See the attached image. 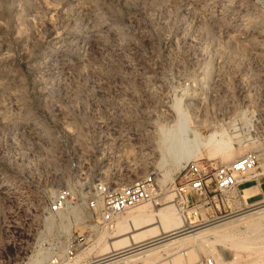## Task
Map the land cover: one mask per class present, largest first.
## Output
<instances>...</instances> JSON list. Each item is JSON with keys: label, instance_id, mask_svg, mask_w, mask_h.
<instances>
[{"label": "rangeland", "instance_id": "obj_1", "mask_svg": "<svg viewBox=\"0 0 264 264\" xmlns=\"http://www.w3.org/2000/svg\"><path fill=\"white\" fill-rule=\"evenodd\" d=\"M239 96L250 99L253 109L233 108ZM179 107L203 141L220 131L232 144V152L216 157H209L203 148L189 163L227 165L248 152H258L264 175V140L248 142L236 129V123L253 114L261 123L258 130L264 131V0H0V182L21 181L19 173L26 167L22 154L29 153L25 160L32 159L38 151L46 168L61 167L64 180L60 183L65 184L78 175L66 163L67 155L74 152L88 158L85 140L91 114L101 119L106 113L122 112L144 130L141 157L132 160L137 170L127 179L119 181L112 173L104 177L108 183L124 186L158 170L162 201L157 206L145 205L148 214L176 205L194 230L261 206L264 202L242 208L238 191L226 193L224 205L216 203V214L215 205L201 208L205 223L199 227L202 219L194 214L198 210H182L176 189L185 165L177 169L172 153L163 159L157 152L158 142L165 138L161 128L168 132L172 122L167 118L177 120ZM33 125L50 138L48 142L27 132L22 135L23 128ZM59 131L66 135L62 141L55 139ZM71 132L82 134L84 142ZM55 157L60 161L55 163ZM168 170L170 179L164 181ZM96 173L91 167L86 176L103 177ZM253 195L251 191L242 198ZM79 209L84 212L80 221L68 216L61 224L63 250L74 236L86 239L69 264L99 260L101 251L123 239V233L138 232H132L130 225L120 234L114 228L107 231L85 205ZM243 234L236 239L249 237ZM234 241L191 245L172 258L154 261L204 264L212 258L222 264L227 257L234 264H264V241L260 253L237 249ZM60 257L63 264L68 262L65 253ZM154 261L136 258L130 264Z\"/></svg>", "mask_w": 264, "mask_h": 264}, {"label": "built area", "instance_id": "obj_2", "mask_svg": "<svg viewBox=\"0 0 264 264\" xmlns=\"http://www.w3.org/2000/svg\"><path fill=\"white\" fill-rule=\"evenodd\" d=\"M239 106L253 109L250 99L241 96L233 102V108ZM96 116L91 114V122L86 128L88 158L82 159L74 152L67 155L66 163L78 175L65 184L60 183L64 180L61 167L46 168L45 158L38 151L31 155L32 159L25 160L30 154H22V164L26 162V167L19 173L23 177L21 181L0 182V264H28L38 253L47 258V264L60 263L62 253H65L68 262L74 261L86 239L74 236L63 250L61 224L68 216L72 218L69 214L72 206L85 205L98 216V225L108 229L117 217L131 209L161 203L163 190L158 170L124 186L106 181L104 175L107 173L117 175V180L122 181L136 172L132 160L141 157L144 130L140 129L136 120L126 118L122 112H109L101 119ZM247 117V121L236 123V129L248 142L264 140V131L258 130L261 125L259 119L256 120L253 114ZM25 133L41 142L50 139L41 134V128L36 125L23 128L22 135ZM149 134H152L151 130ZM57 135L55 139L58 141L66 137L61 131ZM69 135L84 142L80 133L75 135L71 132ZM154 148L150 146L149 149ZM55 158V163L60 161ZM260 161V153L248 152L227 165H218L213 161L188 163L179 173L181 181L176 189L178 205H182V210L189 207L198 210L194 213L195 218H201L202 222H198L197 227L203 226L205 220L201 208L211 206L212 201L218 210L216 203L224 205V194L238 191L240 183L261 175ZM43 164L45 167H40ZM91 167L103 177H87ZM42 173L47 177H41ZM168 189L166 186L165 190ZM209 214L206 213L207 216ZM204 264L216 262L210 258Z\"/></svg>", "mask_w": 264, "mask_h": 264}, {"label": "bare ground", "instance_id": "obj_3", "mask_svg": "<svg viewBox=\"0 0 264 264\" xmlns=\"http://www.w3.org/2000/svg\"><path fill=\"white\" fill-rule=\"evenodd\" d=\"M177 113V120H173V116L167 118V121L172 122L168 132H166L163 127L161 128V136L163 134L165 138L163 137L164 140L158 142L157 150L163 159L166 158L168 155L167 153H172V156L176 158H174L176 160L174 161L176 162L177 169L183 165L186 166L191 159L199 155L203 148L208 151L209 157H216L219 154L230 152V150L232 152L231 142L224 139L225 133L213 131L214 133L210 134V136L203 141L197 130L191 127L190 121L185 117L180 107L177 109ZM191 133L194 135L193 138L189 137ZM226 136L229 137L227 133ZM234 154H236V152ZM228 155L231 156V154ZM230 156L228 157L231 158ZM163 161L164 160H162V162ZM170 172L169 170L168 173L166 172L164 181L170 179ZM263 204L250 208L234 216L230 220L215 221L208 226L196 228L194 230L188 225L184 217L179 215L176 205H170L159 210L157 213L151 212L149 214L144 209L146 208L144 207L145 205H142L143 207L140 206L137 207L138 209L135 208L136 211H127L126 215L122 216L120 220L116 219L118 222L115 220V225L113 223L114 227L112 225V227L105 229L111 231L114 228L113 232L117 231L120 234V232L125 231V226L130 225L133 230L132 232H138L133 236H127L129 232L126 234L123 233L125 236L123 239L113 243L114 245L109 250L101 251L103 253L99 260L87 264H130L136 258L145 257L150 258L152 262L161 259L167 260L176 254L183 253L191 245L197 246L207 242L231 239L235 240L233 246L237 249L244 247L252 253H260V242L262 241L263 243L264 241ZM69 214L76 221H80L83 218L84 212L79 209V206H72L69 210ZM243 233H246L249 237H247V239H236L238 235H244ZM192 261L193 260H189L190 263L188 264H192ZM30 262L32 264H44V256L38 253ZM69 263L70 262H67L66 264ZM58 264H63V262ZM175 264L185 263H183L182 260H177ZM222 264L234 263L233 261H228V258L225 257L224 261L222 260Z\"/></svg>", "mask_w": 264, "mask_h": 264}, {"label": "crops", "instance_id": "obj_4", "mask_svg": "<svg viewBox=\"0 0 264 264\" xmlns=\"http://www.w3.org/2000/svg\"><path fill=\"white\" fill-rule=\"evenodd\" d=\"M253 191L254 195L250 199H243L242 196L246 193H251ZM238 192L239 195V202L242 206V208H245L247 206H254L257 203L264 202V175L261 174L260 176L256 178H252L250 181L246 183H240ZM211 206L214 208V203L211 201ZM215 213L216 208H214ZM208 222L212 221L207 219ZM216 220V219H214Z\"/></svg>", "mask_w": 264, "mask_h": 264}, {"label": "water", "instance_id": "obj_5", "mask_svg": "<svg viewBox=\"0 0 264 264\" xmlns=\"http://www.w3.org/2000/svg\"><path fill=\"white\" fill-rule=\"evenodd\" d=\"M254 207H256V206H254ZM253 208V207H252Z\"/></svg>", "mask_w": 264, "mask_h": 264}]
</instances>
